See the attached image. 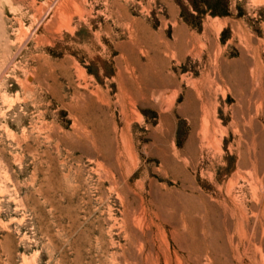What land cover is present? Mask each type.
<instances>
[{"label":"rangeland","instance_id":"1","mask_svg":"<svg viewBox=\"0 0 264 264\" xmlns=\"http://www.w3.org/2000/svg\"><path fill=\"white\" fill-rule=\"evenodd\" d=\"M0 264H264V0H0Z\"/></svg>","mask_w":264,"mask_h":264},{"label":"bare ground","instance_id":"2","mask_svg":"<svg viewBox=\"0 0 264 264\" xmlns=\"http://www.w3.org/2000/svg\"><path fill=\"white\" fill-rule=\"evenodd\" d=\"M56 12V14L59 16L58 18H66V11H65V9L63 8V7H61V5H59L58 6V8H57V10L55 11ZM68 12V11H67ZM68 15H69V13H67ZM65 15V16H64ZM67 19V18H66ZM78 83V82H77ZM81 117V116H80ZM248 160V159H247ZM246 160V161H247ZM250 162V161H249ZM99 163V162H98ZM243 164V163H242ZM246 164V163H245ZM237 177H240V176H238V175H236V177L234 178V179H237ZM242 180V179H241ZM232 183V182H231ZM231 183H229L230 184V186L228 187V193L230 192V189H231ZM234 185H236V184H234ZM241 186V185H240ZM243 187V186H242ZM241 187V188H242ZM241 191V190H240ZM228 195V194H227ZM230 195V194H229ZM230 197H232V196H230ZM234 198V197H233ZM236 198V197H235ZM234 198V199H235ZM238 199V198H237ZM234 201V200H233ZM240 201V200H239ZM241 202V201H240ZM225 203V202H224ZM232 203V202H231ZM126 205V204H125ZM235 205V204H234ZM237 207H238V205H237ZM127 208V207H126ZM235 209V208H234ZM197 211V210H196ZM228 211H230V210H228ZM230 213H232V211H230ZM232 215V214H231ZM234 215V214H233ZM237 215L239 216V217H243V211H241L240 209H238V211H237ZM196 222V221H195ZM194 225V224H193ZM163 234V233H162ZM135 242V241H134ZM134 244V243H133ZM214 258V257H213Z\"/></svg>","mask_w":264,"mask_h":264}]
</instances>
